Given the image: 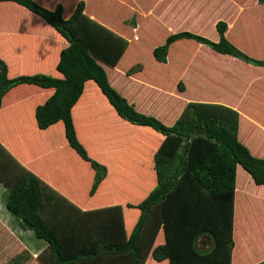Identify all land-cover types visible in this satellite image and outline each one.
I'll use <instances>...</instances> for the list:
<instances>
[{"label": "trees", "instance_id": "obj_1", "mask_svg": "<svg viewBox=\"0 0 264 264\" xmlns=\"http://www.w3.org/2000/svg\"><path fill=\"white\" fill-rule=\"evenodd\" d=\"M108 1L0 0V182L47 243L0 221V264H234L264 215V0H187L149 49L122 23L170 0Z\"/></svg>", "mask_w": 264, "mask_h": 264}, {"label": "rangeland", "instance_id": "obj_2", "mask_svg": "<svg viewBox=\"0 0 264 264\" xmlns=\"http://www.w3.org/2000/svg\"><path fill=\"white\" fill-rule=\"evenodd\" d=\"M164 1L167 2L168 0H164ZM113 3L111 1H108L105 7L119 6L117 9H120L121 4H124L125 7H131L129 0H119L117 3H115L116 5L115 4L113 5ZM188 4L189 2L187 0H173V2L172 0H170L168 5L165 3L166 7H162L158 5L157 6L158 8L156 7V9H154L152 14H150L149 16L146 14L144 16H141L137 13H132L134 17L131 15L129 18L124 20L121 27L125 31L129 32V34L133 33V29L136 31L134 32L135 34L138 32H139L138 33L139 35L146 33V35L148 36L147 42L144 41L142 44L144 47L149 49L151 46L156 45L155 43L157 39L155 38V36L149 37V34L153 33V35L157 34L160 36V32L162 30L164 31L165 29L159 30V28L162 27V25L165 26L164 24L166 23L167 20L168 22L170 21L177 28H186L187 26V29H191V25H192V28H195L193 22H195L196 15L195 17H193L192 11L189 12L188 14H184L186 12L185 8L189 7ZM163 15H164V20H163ZM187 22H189L188 25H186ZM135 23H137V25H135ZM134 26H137V27H134ZM206 26L203 29L197 28L195 30V33L200 34V35L204 33L203 36L206 34L205 37L207 36L209 39H213L212 38L214 36L213 31L211 30L210 27L207 28ZM148 30L150 32H148ZM126 36L128 35L126 34ZM131 53L136 54L134 50L131 51ZM132 58L133 56L131 57V59ZM83 183L84 182H82V184ZM80 185L81 183L74 184L75 186L74 191H76L77 188H80L81 187ZM83 185H86V184H83ZM5 192H6V189L4 188L3 184L0 182V221H2L3 224H5V226L26 246V248L30 251V253L36 257L40 253V251H42L47 246V243L43 240L37 239L31 230H28L25 226L21 225V223L7 211L6 206H5L4 196H3ZM246 233H247V229H245L243 233L241 232V235L239 234L240 236L239 245L241 246L244 252L246 251V248L242 246V244L246 242V236H244ZM237 240H238V237H237ZM200 243L202 247V246H205L207 242L205 243V240H200ZM255 243L256 241H252V244H255ZM254 254L257 257V256H260L261 252L259 250L258 252L255 250ZM245 259L248 262L251 261L250 257H245ZM260 264H264V262Z\"/></svg>", "mask_w": 264, "mask_h": 264}, {"label": "crops", "instance_id": "obj_3", "mask_svg": "<svg viewBox=\"0 0 264 264\" xmlns=\"http://www.w3.org/2000/svg\"><path fill=\"white\" fill-rule=\"evenodd\" d=\"M226 64L228 65V60H232L231 57H226ZM68 165L65 163L55 167L56 170L61 171V175L63 174H74L73 169L70 167H67ZM51 167V168H52ZM70 177V176H69ZM68 177V178H69ZM249 230H247V233L244 235L246 236V242L242 244L246 248V251L244 252L239 245V255L235 259L234 264H260L264 262V215L262 214L259 218L253 219L250 224L248 225ZM241 235V233L239 232ZM252 241H256L255 244H252ZM239 243H240V236H239ZM255 250L258 252V250L261 252L260 256H255L254 252ZM41 252V251H40ZM254 254V255H253ZM245 257H250L251 261H247Z\"/></svg>", "mask_w": 264, "mask_h": 264}]
</instances>
